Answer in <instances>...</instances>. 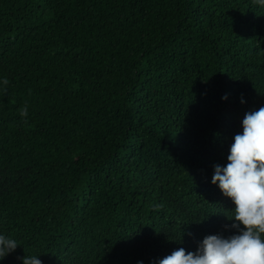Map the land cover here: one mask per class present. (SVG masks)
I'll list each match as a JSON object with an SVG mask.
<instances>
[{
  "label": "trees",
  "instance_id": "trees-1",
  "mask_svg": "<svg viewBox=\"0 0 264 264\" xmlns=\"http://www.w3.org/2000/svg\"><path fill=\"white\" fill-rule=\"evenodd\" d=\"M262 106L255 0H0V264H155L228 235L214 166Z\"/></svg>",
  "mask_w": 264,
  "mask_h": 264
},
{
  "label": "clouds",
  "instance_id": "clouds-1",
  "mask_svg": "<svg viewBox=\"0 0 264 264\" xmlns=\"http://www.w3.org/2000/svg\"><path fill=\"white\" fill-rule=\"evenodd\" d=\"M255 2L264 7V0ZM222 99L226 101L227 94ZM21 115H27L26 108ZM241 123L242 132L233 138L228 162L214 166L211 180L235 205L223 226L229 234L207 235L195 251L179 247L155 264H264V106L245 113ZM17 247L14 238L0 233V261ZM40 256L19 259L22 264H42Z\"/></svg>",
  "mask_w": 264,
  "mask_h": 264
}]
</instances>
